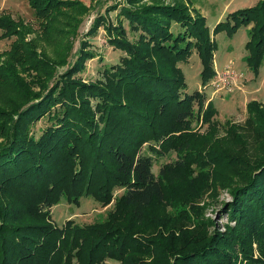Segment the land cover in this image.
<instances>
[{
    "label": "trees",
    "instance_id": "obj_1",
    "mask_svg": "<svg viewBox=\"0 0 264 264\" xmlns=\"http://www.w3.org/2000/svg\"><path fill=\"white\" fill-rule=\"evenodd\" d=\"M144 1L97 13L76 51L56 59L25 40L20 20L0 14V37L16 36L0 53V264H264V104L249 101L245 120L226 122L218 135L212 99L186 93L178 67L194 49L202 85L216 74L204 17L179 1ZM27 3L47 24L64 10L86 11L76 0ZM116 9L113 23L107 15ZM250 24L245 61L256 72L264 0L214 32ZM69 27L64 33L74 36ZM102 28L123 55L86 81L88 60L101 59L92 40ZM144 149L176 159L155 174ZM223 190L232 199L222 208L228 222L211 231L204 211ZM85 196L112 205L106 218L56 226L51 208L63 198L78 207Z\"/></svg>",
    "mask_w": 264,
    "mask_h": 264
},
{
    "label": "rangeland",
    "instance_id": "obj_2",
    "mask_svg": "<svg viewBox=\"0 0 264 264\" xmlns=\"http://www.w3.org/2000/svg\"><path fill=\"white\" fill-rule=\"evenodd\" d=\"M72 1V0H71ZM82 4L85 10L72 9L64 10L65 14L58 15L57 19L47 24L48 20L36 18L32 12L27 0H0V14H6L12 20L21 21L27 30L25 32V40H33L37 50H44L47 56L53 59L59 56L64 57L66 52L73 54L79 47V38L81 34L87 32L90 24L94 20L97 13H104V9L112 7L122 0H76ZM146 2L150 0H145ZM144 1V2H145ZM167 3L179 1L184 3L190 9L193 15L197 12L204 17L210 30V37L215 43L213 51V66L216 74L209 80L205 86L200 81V73L202 70L200 58L197 52L192 49V54L186 62H180L178 67L182 68L187 85L186 93L191 94L195 90H199L204 96L212 99V104L218 111L214 117L218 124V135L223 134L226 122L242 123L246 116L247 110L245 106L249 101L256 100L264 104V56L259 64L256 72H254L245 59L248 57L246 44L250 40L248 29L252 26L240 27L233 35H228L225 30L214 32V29L220 21H225L227 16L239 9H247L255 6L260 0H163ZM116 11L109 12L108 19L111 22L116 20ZM77 21V22H76ZM72 23H75L77 31L75 35H67L64 29H70ZM126 25V22H124ZM23 25L19 28L22 29ZM128 29V26L126 25ZM177 28L174 25V29ZM104 29H100L97 36L93 38V49L101 59L94 58L86 63L85 72L82 77L86 80H95L101 77L103 67L113 65L119 61L122 52L115 50L106 43ZM1 33V30H0ZM214 33V34H213ZM16 36L1 38L0 37V53L8 50ZM72 58H70L71 60ZM59 67L58 70H62ZM47 124V119H42L33 127L36 136H39L43 127ZM197 127L204 131L206 126ZM144 152H148L144 149ZM153 156L152 170L155 174L164 163L174 161L176 155L174 153L165 154L163 157ZM217 199L209 201L205 209V217L210 218L214 225L211 231L217 229L224 231L227 221L226 213L222 212L223 203L231 201V197L226 191L218 192ZM118 196L121 190H115ZM111 204L103 207L97 201L90 197H81L80 205L69 204L67 201L61 200V203L51 208V216L56 226L60 227L64 221L69 218L78 224H93V222L106 218L108 209ZM232 224V223H230ZM215 227V228H214ZM255 247V244H254ZM105 264H118L115 261L108 260Z\"/></svg>",
    "mask_w": 264,
    "mask_h": 264
}]
</instances>
